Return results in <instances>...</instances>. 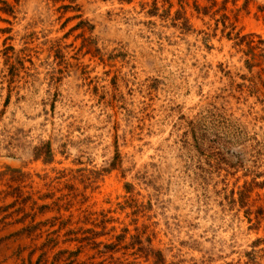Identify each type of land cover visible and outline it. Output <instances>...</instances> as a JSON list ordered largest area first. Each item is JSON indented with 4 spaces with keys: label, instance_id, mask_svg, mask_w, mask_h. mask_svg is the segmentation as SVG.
Instances as JSON below:
<instances>
[{
    "label": "rangeland",
    "instance_id": "obj_1",
    "mask_svg": "<svg viewBox=\"0 0 264 264\" xmlns=\"http://www.w3.org/2000/svg\"><path fill=\"white\" fill-rule=\"evenodd\" d=\"M0 264H264V0H0Z\"/></svg>",
    "mask_w": 264,
    "mask_h": 264
}]
</instances>
